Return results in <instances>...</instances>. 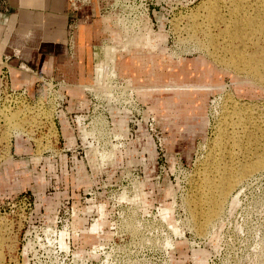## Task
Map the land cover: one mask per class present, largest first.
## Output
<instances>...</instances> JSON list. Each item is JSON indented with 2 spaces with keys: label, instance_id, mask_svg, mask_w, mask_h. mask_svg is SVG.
<instances>
[{
  "label": "rangeland",
  "instance_id": "1",
  "mask_svg": "<svg viewBox=\"0 0 264 264\" xmlns=\"http://www.w3.org/2000/svg\"><path fill=\"white\" fill-rule=\"evenodd\" d=\"M65 1L66 36L56 64L70 68L51 76L67 85L42 92L71 97L69 113H57L58 129L74 140L67 159L52 155L31 164L14 157L25 164L16 167L6 162L10 150H1L0 263L264 264V170L233 190L204 233L187 206L222 139L231 101L264 116L263 87L198 48L195 40L207 39L190 38L204 0ZM111 26L128 33L121 43L109 36ZM147 31L163 37L159 48L124 52L128 38ZM164 85L175 91H134ZM175 117L195 120L173 125ZM20 171L29 173L24 184Z\"/></svg>",
  "mask_w": 264,
  "mask_h": 264
},
{
  "label": "bare ground",
  "instance_id": "2",
  "mask_svg": "<svg viewBox=\"0 0 264 264\" xmlns=\"http://www.w3.org/2000/svg\"><path fill=\"white\" fill-rule=\"evenodd\" d=\"M101 23L104 24V30L109 28L105 24V19ZM117 26L115 29L111 26L109 36L113 42L119 44L128 33L124 35L121 26L119 28ZM190 27L193 33L191 39H194V36L197 39H207L203 44L201 40H195L198 48L207 50L208 54L213 55L215 61L227 70L234 71L233 73L239 77L248 78L264 89V0H204L197 14L193 15ZM121 37H124L123 40ZM126 37L128 38V35ZM128 40L122 45L130 49L125 48L124 52L128 53L132 48L140 49L142 52L146 50L153 52L160 47L163 37L148 32L145 36L134 38L132 42ZM100 65L102 68L103 65ZM101 68L99 66L100 70ZM134 91L140 96L160 95L170 94L175 88L164 85L144 91L134 87ZM165 105L167 108L174 106L166 101ZM236 106V103L231 101L230 110L227 108L228 111L222 121L223 128L220 131L222 139L216 143L215 152L205 159V165L199 174L197 172L193 203L191 204L190 200L186 202L192 220L197 217V223L194 224L199 227L201 233L220 219L225 202L231 197L233 190L241 185L245 178L264 170V116L254 117L250 111L238 110ZM181 120L192 125L195 119L175 117L172 123L176 125ZM15 122L13 126L17 128L18 124ZM0 142L4 143V149L8 152L10 150L8 131L0 138ZM3 233L5 231L2 227L0 247L4 242Z\"/></svg>",
  "mask_w": 264,
  "mask_h": 264
},
{
  "label": "crops",
  "instance_id": "3",
  "mask_svg": "<svg viewBox=\"0 0 264 264\" xmlns=\"http://www.w3.org/2000/svg\"><path fill=\"white\" fill-rule=\"evenodd\" d=\"M65 10L67 11L65 0H0V61L4 57H11L10 78L13 88L25 89L32 96L35 74L51 76L55 70L66 72L70 68L56 64L62 55L66 36ZM83 67L84 72L87 71V68ZM63 74L67 81H72L70 75ZM66 97L68 112L71 97ZM62 115L65 116L64 113ZM66 122L67 120L63 121V124ZM63 137L66 145L70 146L71 140H74L71 133L65 132ZM15 148L17 151L28 153L20 141L16 143ZM6 162L14 167L25 165L24 162L13 161L10 157ZM20 172L24 176L21 184H24L29 173ZM16 175L17 170L11 168L9 178L13 179Z\"/></svg>",
  "mask_w": 264,
  "mask_h": 264
},
{
  "label": "built area",
  "instance_id": "4",
  "mask_svg": "<svg viewBox=\"0 0 264 264\" xmlns=\"http://www.w3.org/2000/svg\"><path fill=\"white\" fill-rule=\"evenodd\" d=\"M8 60L5 57L0 61V138L8 131L10 158L27 157L31 164L52 155L66 158L71 147L66 145L63 134L58 129L59 117L57 113H67V97L63 94L56 96L47 94V97L44 98L42 90L47 88V93L54 90L62 92L67 84L50 75L35 74L34 93L31 96L25 89L12 87L11 66ZM61 85L65 87L60 88ZM77 119L75 117L74 121ZM14 122L18 124L17 128L13 126ZM67 122L69 123V120ZM71 122L73 123L72 119ZM17 141L22 143V147L28 153H13V149L16 151ZM3 149L4 143L0 142V152ZM5 160H1L0 166L5 163Z\"/></svg>",
  "mask_w": 264,
  "mask_h": 264
}]
</instances>
